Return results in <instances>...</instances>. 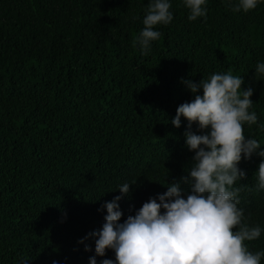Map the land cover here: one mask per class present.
<instances>
[{
  "label": "trees",
  "instance_id": "1",
  "mask_svg": "<svg viewBox=\"0 0 264 264\" xmlns=\"http://www.w3.org/2000/svg\"><path fill=\"white\" fill-rule=\"evenodd\" d=\"M150 3L0 0V264L115 261L111 249L98 256L89 235L105 223L104 205L121 196L122 223L192 165L189 122L171 123L196 95L185 80L229 70L242 77L258 116L245 136L264 151V77L255 79L264 0L247 13L232 11L239 0H206V18L194 21L184 0H169L173 19L154 26L161 36L145 55L138 38ZM262 161L258 152L242 156L246 178L234 185L247 223L261 228L246 242L252 252L264 251ZM124 183H135L129 194Z\"/></svg>",
  "mask_w": 264,
  "mask_h": 264
},
{
  "label": "clouds",
  "instance_id": "2",
  "mask_svg": "<svg viewBox=\"0 0 264 264\" xmlns=\"http://www.w3.org/2000/svg\"><path fill=\"white\" fill-rule=\"evenodd\" d=\"M205 3L206 0H184L190 10V21L206 18ZM257 3L258 0H239L231 7L233 12L242 9L247 13ZM170 8L169 0H151L148 5L138 38L145 55L151 42L161 36L154 26L172 21ZM136 43L134 40V47ZM261 77H264V62L255 66V79ZM183 82L196 95L192 102L178 107L171 123L179 128L181 117L189 122L186 145L195 155L186 170L188 175L167 182L165 193L150 198L122 223L123 213L118 204L122 197L116 196L104 205L105 223L89 234L95 237L98 256H105L109 249L115 253V261L104 259L102 264H261L264 251L252 252L246 244L260 237L261 228L247 223L244 210L238 207L242 189L234 187L238 180L246 178V173L238 167L242 156L251 159L258 152L264 157V151H259L260 142L246 138L244 132L245 124L258 122L257 113L249 111L254 104L253 89H243V78L233 75L231 70L214 73L199 83ZM200 89L203 95L197 94ZM193 123L210 131L197 135L190 130ZM256 177V190L264 189V161L259 164ZM131 185L124 183L119 190L129 194ZM182 185L190 189L186 198ZM85 250L91 248L86 246ZM90 264H96L95 257L90 259Z\"/></svg>",
  "mask_w": 264,
  "mask_h": 264
}]
</instances>
